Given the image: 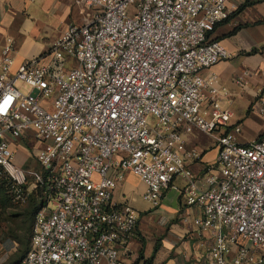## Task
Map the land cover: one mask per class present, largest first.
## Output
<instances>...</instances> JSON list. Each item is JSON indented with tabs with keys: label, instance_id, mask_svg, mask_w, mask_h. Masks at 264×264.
Masks as SVG:
<instances>
[{
	"label": "built area",
	"instance_id": "obj_1",
	"mask_svg": "<svg viewBox=\"0 0 264 264\" xmlns=\"http://www.w3.org/2000/svg\"><path fill=\"white\" fill-rule=\"evenodd\" d=\"M83 1L92 17L54 40L48 62L13 73V40L0 57V174L15 204L35 190L45 201L18 264H123L139 221L113 198L126 172L155 206L176 176L186 180L183 199L201 210L194 224L212 235L211 263L264 264V133L239 141L219 75L204 74L230 58L208 32L234 13L231 0ZM257 107L264 116V95ZM196 130L214 139V160L188 147ZM24 138L38 143L25 167L11 144Z\"/></svg>",
	"mask_w": 264,
	"mask_h": 264
},
{
	"label": "crops",
	"instance_id": "obj_2",
	"mask_svg": "<svg viewBox=\"0 0 264 264\" xmlns=\"http://www.w3.org/2000/svg\"><path fill=\"white\" fill-rule=\"evenodd\" d=\"M229 6L234 13L219 23L209 38L225 45L230 58L204 74L219 75L218 85L226 91L220 95L221 106L232 114L229 128L239 124L243 132L247 120L256 116L263 128L256 133L259 136L264 133V116L257 107L264 95V0H231ZM92 15L93 9L83 0H0V57L3 46L13 40V73L29 59L43 57L42 63L48 62L54 40L71 25H83ZM240 77L242 82L237 81ZM241 134L239 141L249 140ZM184 137L189 148L201 151L203 161L215 159L218 149L214 139L197 130ZM11 144L18 165L35 164L36 141L24 138ZM190 167L199 173L198 164ZM185 184L183 177L176 176L155 206L144 197L143 181L126 172L113 198L117 204L128 203L135 208L139 221L136 235L121 249L123 264H213L207 252L212 235L195 226L194 219L201 210L185 203Z\"/></svg>",
	"mask_w": 264,
	"mask_h": 264
},
{
	"label": "rangeland",
	"instance_id": "obj_3",
	"mask_svg": "<svg viewBox=\"0 0 264 264\" xmlns=\"http://www.w3.org/2000/svg\"><path fill=\"white\" fill-rule=\"evenodd\" d=\"M16 85L25 94L31 90L23 80ZM259 123L258 117L251 116L241 136L249 140L258 137L256 133L263 130ZM31 206L30 200L21 204L12 202L5 182L0 179V264H8L17 258L18 249H24L25 242L30 240L35 219L30 216Z\"/></svg>",
	"mask_w": 264,
	"mask_h": 264
},
{
	"label": "trees",
	"instance_id": "obj_4",
	"mask_svg": "<svg viewBox=\"0 0 264 264\" xmlns=\"http://www.w3.org/2000/svg\"><path fill=\"white\" fill-rule=\"evenodd\" d=\"M212 31H209L208 35ZM0 179H3V181L5 182L6 188H7L8 192H9V179L6 177V175L3 174V172L0 174ZM9 195H10V193H9ZM29 200L31 201V204H32V206L30 208V216H35L36 213L38 212V210L44 205L45 201L42 199L41 194L37 190H35L32 193V195L30 196ZM11 201H12V199H11ZM30 240H31V236H30ZM30 240L25 242V245H24L25 248L24 249H20V248L18 249L19 253H17L18 254L17 258H15L14 260H11L8 264H18L19 262L22 261V259L25 257V255H26V253H27V251L29 249Z\"/></svg>",
	"mask_w": 264,
	"mask_h": 264
}]
</instances>
